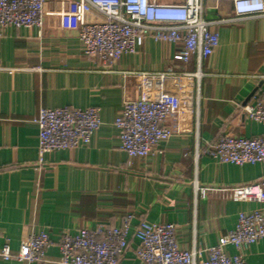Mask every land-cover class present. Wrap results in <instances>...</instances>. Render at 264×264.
Masks as SVG:
<instances>
[{
  "label": "crops",
  "instance_id": "obj_1",
  "mask_svg": "<svg viewBox=\"0 0 264 264\" xmlns=\"http://www.w3.org/2000/svg\"><path fill=\"white\" fill-rule=\"evenodd\" d=\"M60 1L45 6L41 30L0 28V236L10 248L16 251L27 235L44 230L51 240L46 262L30 264H52L61 233L117 227L132 214L128 248L118 264H139L133 233L140 220L173 224L179 247L190 250L219 243L240 212L264 214V204L196 193L197 186L238 187L264 177V165L220 164L202 154L222 135H264V125L244 113L263 96L264 15L236 19L229 3H203V17L218 33V45L200 63L196 55L187 64L175 61L179 45L146 39L136 53L105 67L85 57L75 32L62 31L58 17L49 15ZM72 1L63 0L64 9ZM182 1L157 0L164 5ZM100 19L95 13L87 16ZM198 70L203 74L199 88L194 78L187 81L183 108L190 131L175 128L148 157H128L119 147L114 119L126 97L139 96L134 74ZM61 107L97 108L101 125L89 145L46 154L39 162L33 120L40 109ZM225 251L237 253L231 246ZM244 254L247 264H264V239Z\"/></svg>",
  "mask_w": 264,
  "mask_h": 264
},
{
  "label": "built area",
  "instance_id": "obj_2",
  "mask_svg": "<svg viewBox=\"0 0 264 264\" xmlns=\"http://www.w3.org/2000/svg\"><path fill=\"white\" fill-rule=\"evenodd\" d=\"M51 0H0V28H36L44 24L45 6ZM63 1V0H62ZM60 1L57 12L62 31L73 30L85 57L97 58L107 67L123 56L132 55L146 39L162 44L179 45L175 61L187 64L196 55L198 62L211 55L218 45V33L203 17V3H229L236 19L264 15V0H183L176 5L159 4L157 0H74L69 9ZM91 13L101 19L88 21ZM137 98L126 97L114 119L119 147L130 158L144 159L172 136L175 128L188 127L184 116L188 80L194 78L199 88L203 74L135 73ZM263 96L244 113L249 120L264 125ZM188 88V89H187ZM152 89V96L148 94ZM38 128L39 162L46 154L73 150L90 144L101 125L99 110L93 107L40 109L33 120ZM185 128L186 132L190 129ZM202 154L220 164L264 165V135L244 138L222 135L204 146ZM196 193L219 194L235 202L264 204V177L238 187H196ZM134 220L132 214L121 218L117 227L95 226L76 234L61 233L57 244L58 258L52 264H118L128 248V236ZM174 225L140 220L134 228L138 244L135 256L139 264H247L244 252L264 239V214L260 209L238 213L236 225L219 243L209 248L179 247ZM0 246V260L19 263H45V252L51 246L49 234L39 230L27 235L13 251L5 237ZM227 246L237 253L230 256Z\"/></svg>",
  "mask_w": 264,
  "mask_h": 264
}]
</instances>
